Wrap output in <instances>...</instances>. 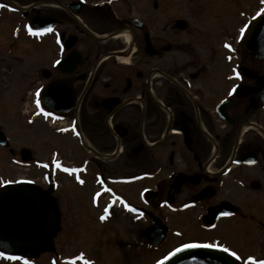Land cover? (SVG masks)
Listing matches in <instances>:
<instances>
[{"label": "flooded vegetation", "instance_id": "obj_1", "mask_svg": "<svg viewBox=\"0 0 264 264\" xmlns=\"http://www.w3.org/2000/svg\"><path fill=\"white\" fill-rule=\"evenodd\" d=\"M262 13L264 0H0V63L52 46L23 98L45 78L44 90H56L51 108L63 112L46 115L66 123L61 131L79 147L73 164L53 147L33 180L59 220L33 259L79 261L53 257L63 205L72 202L65 178L92 188L80 205L97 222L135 215L144 235L153 214L173 249L223 245L242 264L264 261V58L246 45ZM236 17L244 20L234 27ZM30 27L51 31L33 35ZM3 181L0 189L15 184ZM128 188L131 195L121 191Z\"/></svg>", "mask_w": 264, "mask_h": 264}, {"label": "rangeland", "instance_id": "obj_2", "mask_svg": "<svg viewBox=\"0 0 264 264\" xmlns=\"http://www.w3.org/2000/svg\"><path fill=\"white\" fill-rule=\"evenodd\" d=\"M207 3L212 5L214 2ZM213 5L217 6L218 3ZM248 9L249 7H246L245 10ZM243 20L244 17H236L232 25L236 27ZM21 37L23 38L24 35L22 34ZM51 49V45H46L42 51L40 49V52H29V55L16 54L17 60L8 59L5 55V60L0 63V130L8 136L10 147L19 155L15 159L8 152L0 149V180L12 182L40 180L44 174L40 162H47L52 158V149L55 146L66 162L73 164L77 160L76 150L79 147L72 133L59 132L60 124L56 121L51 122L44 116L35 120L28 118V115L32 116L35 108H38V93H36L35 108L31 103L32 95H29V99L23 98L25 91L29 90L30 75L34 76L36 68L46 66L44 62L39 64L37 60L42 55L46 56ZM41 77V84L38 85L39 92L44 85ZM20 109L26 110L27 114L21 113L23 117H19ZM25 148L32 151L35 161L39 164L22 163L20 155L21 150ZM61 182L64 186L65 184L69 186L66 191L70 194L72 202L70 205H63L62 214L65 220L62 221L63 230L54 240L53 257L83 255L85 260L75 264H86L88 261H91V264H158L175 246V243L167 241L156 248L151 247L141 232L145 222L133 221L131 216L116 215L113 218L98 219V222L95 215L84 216L80 204L87 193H89L87 197H90L92 188L88 185L84 189H77L71 180L65 178H62ZM121 191L128 195L132 193L130 188L121 189ZM68 208L70 211L66 212ZM175 241L183 242L187 239ZM25 261L27 264H46V257L42 255L34 260L24 257L23 260L13 264H25ZM0 264L10 263L0 261Z\"/></svg>", "mask_w": 264, "mask_h": 264}, {"label": "water", "instance_id": "obj_3", "mask_svg": "<svg viewBox=\"0 0 264 264\" xmlns=\"http://www.w3.org/2000/svg\"><path fill=\"white\" fill-rule=\"evenodd\" d=\"M246 45L264 57V14L256 22L246 40ZM43 103L47 106L44 97ZM6 137L0 132V144L7 146ZM25 163L33 160L30 150L22 151ZM154 225L145 232L152 246H159L165 239L162 223L153 218ZM58 226L53 207L44 203L40 193L25 186L8 187L0 191V248L19 253L35 254L46 247ZM173 251L163 264H241L228 254L206 245L180 247Z\"/></svg>", "mask_w": 264, "mask_h": 264}, {"label": "snow or ice", "instance_id": "obj_4", "mask_svg": "<svg viewBox=\"0 0 264 264\" xmlns=\"http://www.w3.org/2000/svg\"><path fill=\"white\" fill-rule=\"evenodd\" d=\"M47 31H51V29H39V30H33L31 27L29 28V32H31L33 35H37L41 32H47ZM244 32V29L242 28L241 29V33L243 34ZM228 47H231V45H228ZM239 72L236 73V76L239 77ZM65 171H69V169L65 168ZM74 171V170H73ZM81 183H83V181H80ZM4 184H9V183H12V181H8V180H4L3 181ZM110 191V190H109ZM100 194L97 193V196H99ZM101 219H105L104 216H101ZM194 245H184V247H192ZM206 247H220L223 251L225 252H229L230 250L228 248H225L223 245H206ZM177 251H179V249H177ZM231 256L233 257H236L237 259H239V257L237 256V253L235 251H231ZM0 257H4L6 259H9V260H13V261H16V260H23L24 257H17V256H14V255H5V253L3 252H0ZM249 259L251 260L252 258L249 257ZM25 264H27V261H25ZM86 264H91V261H88L86 262ZM159 264V262H158ZM258 264H264V261H259Z\"/></svg>", "mask_w": 264, "mask_h": 264}, {"label": "bare ground", "instance_id": "obj_5", "mask_svg": "<svg viewBox=\"0 0 264 264\" xmlns=\"http://www.w3.org/2000/svg\"><path fill=\"white\" fill-rule=\"evenodd\" d=\"M128 38V37H127Z\"/></svg>", "mask_w": 264, "mask_h": 264}]
</instances>
